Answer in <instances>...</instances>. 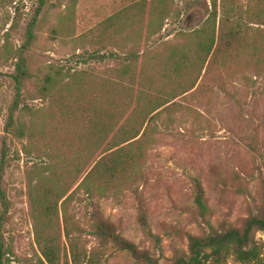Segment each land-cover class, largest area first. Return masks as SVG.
<instances>
[{
    "label": "rangeland",
    "instance_id": "rangeland-1",
    "mask_svg": "<svg viewBox=\"0 0 264 264\" xmlns=\"http://www.w3.org/2000/svg\"><path fill=\"white\" fill-rule=\"evenodd\" d=\"M250 1L217 0L214 46L204 61L197 50L214 30L211 0H48L26 52L30 77L16 112L17 121L27 124V138L7 132L6 122L16 96L17 52L26 41L38 1L0 0V152L6 142L9 166L3 185L11 208L5 235L16 254L12 264L41 255L30 184L51 161L81 167L92 162L73 160L72 149L80 148L73 132L69 147L61 146L70 120L77 117L72 107L81 98L75 79L87 88V95L93 91L90 80H97L101 91L102 78L123 87L162 91L183 83L195 85L174 99L179 106L164 114V119L171 117L169 122L148 135L143 159L127 183L88 207L79 199L84 195L81 189L68 207L72 223L87 228L91 213L109 218L117 233L152 257V262L137 261L109 243L102 264H171L188 252L190 235L241 229L250 216L262 214L264 81L256 72L264 70V13L258 21L251 15L250 22ZM223 17L240 28L234 49L220 41ZM181 58L184 72L164 76L172 60ZM48 75L58 84L57 91H42ZM85 149L93 151L91 145ZM195 179L205 189L206 218L194 200ZM34 195L39 197L36 191ZM59 209L63 230L61 202ZM83 235L81 243L86 238L88 247L98 245L94 236ZM254 237L264 246L263 231H255ZM63 243L67 245L65 237ZM227 264L239 263L229 258Z\"/></svg>",
    "mask_w": 264,
    "mask_h": 264
},
{
    "label": "trees",
    "instance_id": "trees-1",
    "mask_svg": "<svg viewBox=\"0 0 264 264\" xmlns=\"http://www.w3.org/2000/svg\"><path fill=\"white\" fill-rule=\"evenodd\" d=\"M37 1L38 7L29 23L26 41L17 52L16 71L13 74L16 96L6 122L7 132H16L19 137L27 138V124L17 121L16 112L19 109L22 88L30 77L26 52L35 39L34 27L38 15L48 2V0ZM211 1L215 8L211 15L214 30L208 33L207 41L201 42L197 50V55H203L204 61L212 53L215 41L217 0ZM252 1L256 0L250 1L246 11L250 22H254L251 15H254L258 21L264 13V4L259 6ZM229 21L228 17L221 19L223 29L220 30L219 38L227 47L234 49L241 32L239 27L231 25ZM256 31L263 32L260 28ZM172 61L173 67L167 66L163 70L166 77H172L174 74L179 76V71L184 72L186 63L184 58ZM256 77L264 81L262 68L256 72ZM109 82L102 78L101 91H99L98 81L90 80L89 87L93 91L88 95L85 94L87 88L79 82V79L73 82V86L80 84L76 89L81 98L75 100V107H72L77 117L73 115L70 120L68 132L63 139L61 138V146L69 147L68 137L73 132L80 147L72 149L73 160L84 158L92 159V162L81 167L78 164L66 163L55 165L51 161L43 168L40 178L30 184L32 216L35 220L41 255L38 260L28 257L24 261L25 264H102V257L109 243H113L119 250L127 251L137 261L152 262L149 252L140 250L134 242L117 233L109 218H100L96 213L95 215L91 213L88 226L84 228L78 222H71L68 207L81 189L84 195L79 199L88 202L85 205L88 207L96 198L108 195L113 188L127 183L143 159L142 147L147 143L148 135L155 131L159 132L165 122H169L168 119L171 117L166 116L164 119V114L170 115L179 106L174 99L186 95L195 85L186 86L183 83L179 87L162 91L157 88L123 87L117 82H110L112 84L107 85ZM57 88L58 84L48 75L42 91H57ZM90 96L94 98L90 99ZM126 98H129L130 102H127ZM29 128L32 132V126L29 125ZM89 145L92 146V152L85 149ZM134 149H139L140 152L136 154ZM52 156L53 160L55 156ZM64 159L71 158L64 156ZM93 162L95 164L92 166ZM8 166L9 153L6 142H3L0 152V264H12L16 255L5 235L11 208L3 185ZM77 184L78 186H75ZM35 191L39 194L38 198L34 195ZM194 193L197 208L206 218L209 206L206 202L205 189L198 179H195ZM60 202L63 230L59 216ZM255 231L264 232V211L262 214L250 216L241 229L230 227L222 232L203 236L190 235L188 252L178 256L171 264H227L229 258H233L239 264H264V246L255 239ZM85 233L94 236L99 242L98 245L88 247L86 238L81 243ZM63 237L67 239V245L63 243Z\"/></svg>",
    "mask_w": 264,
    "mask_h": 264
}]
</instances>
